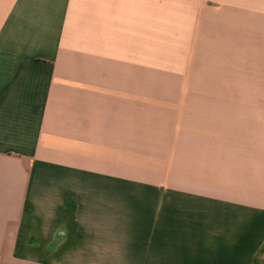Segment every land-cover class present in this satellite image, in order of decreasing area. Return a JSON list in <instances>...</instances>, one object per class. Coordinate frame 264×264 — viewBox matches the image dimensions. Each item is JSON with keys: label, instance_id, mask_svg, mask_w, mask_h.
Masks as SVG:
<instances>
[{"label": "crops", "instance_id": "obj_1", "mask_svg": "<svg viewBox=\"0 0 264 264\" xmlns=\"http://www.w3.org/2000/svg\"><path fill=\"white\" fill-rule=\"evenodd\" d=\"M0 264H264V0H0Z\"/></svg>", "mask_w": 264, "mask_h": 264}]
</instances>
